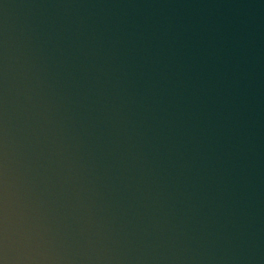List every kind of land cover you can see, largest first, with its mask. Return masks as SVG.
<instances>
[{
	"label": "clouds",
	"instance_id": "obj_1",
	"mask_svg": "<svg viewBox=\"0 0 264 264\" xmlns=\"http://www.w3.org/2000/svg\"><path fill=\"white\" fill-rule=\"evenodd\" d=\"M0 264H264V0H0Z\"/></svg>",
	"mask_w": 264,
	"mask_h": 264
}]
</instances>
